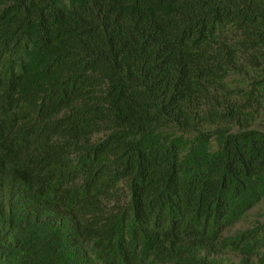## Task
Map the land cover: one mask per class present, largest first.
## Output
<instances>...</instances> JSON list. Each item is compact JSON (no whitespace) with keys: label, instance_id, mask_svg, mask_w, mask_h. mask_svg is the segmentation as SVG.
I'll return each mask as SVG.
<instances>
[{"label":"trees","instance_id":"1","mask_svg":"<svg viewBox=\"0 0 264 264\" xmlns=\"http://www.w3.org/2000/svg\"><path fill=\"white\" fill-rule=\"evenodd\" d=\"M264 0H0V264H264Z\"/></svg>","mask_w":264,"mask_h":264},{"label":"rangeland","instance_id":"2","mask_svg":"<svg viewBox=\"0 0 264 264\" xmlns=\"http://www.w3.org/2000/svg\"><path fill=\"white\" fill-rule=\"evenodd\" d=\"M256 223H260L264 226V201L249 211L244 221L237 224L232 229V232L243 231L252 228Z\"/></svg>","mask_w":264,"mask_h":264}]
</instances>
